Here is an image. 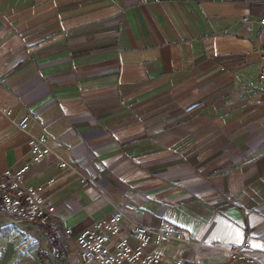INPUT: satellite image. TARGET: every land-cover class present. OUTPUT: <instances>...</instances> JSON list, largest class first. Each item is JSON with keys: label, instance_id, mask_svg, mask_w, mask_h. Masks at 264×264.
Segmentation results:
<instances>
[{"label": "crops", "instance_id": "obj_1", "mask_svg": "<svg viewBox=\"0 0 264 264\" xmlns=\"http://www.w3.org/2000/svg\"><path fill=\"white\" fill-rule=\"evenodd\" d=\"M263 17L264 0H0V175L44 134L25 181L54 208L0 216V264H80L79 234L127 205L189 241L164 259L243 264L228 251L248 236L264 264Z\"/></svg>", "mask_w": 264, "mask_h": 264}, {"label": "built area", "instance_id": "obj_2", "mask_svg": "<svg viewBox=\"0 0 264 264\" xmlns=\"http://www.w3.org/2000/svg\"><path fill=\"white\" fill-rule=\"evenodd\" d=\"M260 24L264 27V17ZM258 78L264 82V52L260 55ZM29 121V116H24L18 129L25 132ZM27 148V159L18 162L15 171L6 170L0 175V216L17 223L46 226L54 208L43 197L42 187L26 184L25 176L33 164L50 156L51 150L44 134L29 137ZM59 167L70 169L65 162ZM132 210L128 205L115 209L108 219L96 222L79 234L76 255L80 264H185L181 259H164L160 253V248L170 243L189 244L183 233L165 221L154 231L125 221L124 212ZM250 250V237L246 236L240 246L229 249L228 256L234 262L254 264Z\"/></svg>", "mask_w": 264, "mask_h": 264}, {"label": "rangeland", "instance_id": "obj_3", "mask_svg": "<svg viewBox=\"0 0 264 264\" xmlns=\"http://www.w3.org/2000/svg\"><path fill=\"white\" fill-rule=\"evenodd\" d=\"M46 249L48 250V249H49V247H47V246H46Z\"/></svg>", "mask_w": 264, "mask_h": 264}]
</instances>
